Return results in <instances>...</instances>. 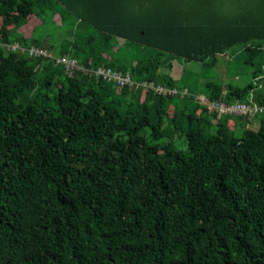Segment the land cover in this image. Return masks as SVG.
<instances>
[{
	"label": "trees",
	"instance_id": "1",
	"mask_svg": "<svg viewBox=\"0 0 264 264\" xmlns=\"http://www.w3.org/2000/svg\"><path fill=\"white\" fill-rule=\"evenodd\" d=\"M0 6V264H264V115L251 131L255 117L191 95L119 88L8 49L264 104V0ZM234 48L241 69L229 56L228 71L249 73L243 86L172 75L175 59L215 66Z\"/></svg>",
	"mask_w": 264,
	"mask_h": 264
},
{
	"label": "built area",
	"instance_id": "2",
	"mask_svg": "<svg viewBox=\"0 0 264 264\" xmlns=\"http://www.w3.org/2000/svg\"><path fill=\"white\" fill-rule=\"evenodd\" d=\"M8 49L17 51H27L31 56H42L44 58H50L55 64L62 65L65 70L72 71L78 70L90 77L103 79L104 81L114 82L119 88L124 86H130L134 88L154 89L158 93L162 94H178L193 96L194 100L206 107L211 111H215L220 115H234V116H248L251 119L256 116L264 115V104H258L252 99L250 101H236L227 103L221 100H212L205 94L196 93L192 94L188 88L179 91L177 88L167 87L165 85H154L147 81L136 82L131 74L123 73L115 70L112 67L98 66V67H86L77 58L63 55L55 56L53 52L38 48L36 46L23 47L19 43H14L8 46Z\"/></svg>",
	"mask_w": 264,
	"mask_h": 264
},
{
	"label": "rangeland",
	"instance_id": "3",
	"mask_svg": "<svg viewBox=\"0 0 264 264\" xmlns=\"http://www.w3.org/2000/svg\"><path fill=\"white\" fill-rule=\"evenodd\" d=\"M6 5H7V3H6ZM7 7H8V5H7ZM1 13H4V10L0 6V26L2 23ZM13 16H15V17L12 19V25L10 27V30L8 31L9 35L14 34V33L16 34V33H18V30H19V28H18V24H19L18 13L13 12ZM0 37H1V34H0ZM239 53H241V48L231 49L230 51L227 52L226 55L220 57L218 64H216L215 66L206 65L205 67H203L199 63H184L180 59H175L174 60L175 66H174L172 75L177 78L178 76H180L182 74L183 68L187 67V68H191L193 74L197 75L196 78L199 77V80L202 82L206 81L207 79H216V80H221V81H225V82H232V83H235L237 85L243 86L250 80L249 73L241 72L239 76L230 78L231 74H230V71H228L229 68L227 65V59L230 56L231 62L233 63V67L236 69H241L240 63L237 62L238 59H236V60L234 59V57L236 55H238ZM54 92H55V89L53 88V90L50 91L49 94L52 96L54 94ZM199 93L205 94V92L202 89ZM260 117L261 116H259V115L256 116L255 119H253L254 121L253 122L251 121L248 124V125H251V131H255L258 128ZM147 132H148V128L146 129L145 133H147ZM239 133H240V130L238 131V134ZM179 148L180 149H186L187 148V144L183 139L179 142Z\"/></svg>",
	"mask_w": 264,
	"mask_h": 264
},
{
	"label": "crops",
	"instance_id": "4",
	"mask_svg": "<svg viewBox=\"0 0 264 264\" xmlns=\"http://www.w3.org/2000/svg\"><path fill=\"white\" fill-rule=\"evenodd\" d=\"M254 120H252V122H253Z\"/></svg>",
	"mask_w": 264,
	"mask_h": 264
}]
</instances>
